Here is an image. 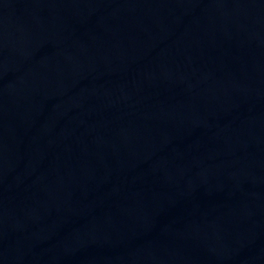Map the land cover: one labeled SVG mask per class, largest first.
I'll return each mask as SVG.
<instances>
[{"label": "water", "instance_id": "obj_1", "mask_svg": "<svg viewBox=\"0 0 264 264\" xmlns=\"http://www.w3.org/2000/svg\"><path fill=\"white\" fill-rule=\"evenodd\" d=\"M0 264H264V0H0Z\"/></svg>", "mask_w": 264, "mask_h": 264}]
</instances>
